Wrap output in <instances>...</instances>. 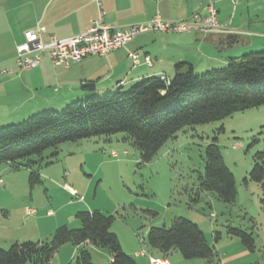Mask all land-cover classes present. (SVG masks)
Segmentation results:
<instances>
[{"label": "rangeland", "instance_id": "rangeland-1", "mask_svg": "<svg viewBox=\"0 0 264 264\" xmlns=\"http://www.w3.org/2000/svg\"><path fill=\"white\" fill-rule=\"evenodd\" d=\"M5 8L0 5V20ZM20 9L23 23L29 22L28 6ZM7 39L11 40L10 36ZM220 45L227 48L230 42L226 39L225 45ZM257 51H264V36L239 35L230 51L214 54L217 60L206 59L202 62L206 66L197 72L222 69L230 57ZM47 64L44 62L38 69L23 73L22 82L29 86L35 78L43 81L53 76L56 70ZM85 83L78 82L69 92H56L53 84H41L34 92H29L19 84L18 93L14 95L22 100L13 104L0 102V127L20 124L41 111H62L70 101L91 95L82 91ZM124 137L125 134L120 133L110 139L65 143L47 150L41 157L31 158L37 162L34 168L42 179V184L33 187L29 183L30 170L26 167L12 170L10 165H0V170L8 168L6 175L0 174V249L8 250L16 242L41 239L49 242L52 237L47 234L51 229L56 227V230L60 224L79 228L77 213L98 211L115 218L111 231L117 235L126 254L130 253L135 259V253H141L144 248L146 256L140 259L143 264H149L148 255L157 256L147 241L149 230L169 228L179 217L196 223L204 232L208 244L218 253L215 264H223L225 257L231 255L236 257L228 264H264V186L245 182L255 155L264 151V106L210 124L186 127L147 164L142 163L139 151L123 141ZM212 143L218 145L226 166L235 177L238 195L232 204L200 188L205 151ZM55 153L57 156L53 157ZM27 163L23 161L24 165ZM50 211L51 216H47ZM229 228L252 234L254 252L246 250L247 257H242L240 254L246 252L245 247L239 238L229 235ZM216 233L220 235L218 241ZM87 249L93 264L110 263L107 249L92 244ZM75 257L72 245L63 246L49 264H70ZM169 261L170 264L204 262L185 260L176 251L170 253Z\"/></svg>", "mask_w": 264, "mask_h": 264}, {"label": "trees", "instance_id": "trees-1", "mask_svg": "<svg viewBox=\"0 0 264 264\" xmlns=\"http://www.w3.org/2000/svg\"><path fill=\"white\" fill-rule=\"evenodd\" d=\"M231 37L230 45L238 42V36ZM81 89L91 95L70 101L62 111L49 109L20 124L1 126L0 165H10L12 170L26 167L33 187L42 184V179L34 168L37 162L31 158L65 143L110 139L120 133L125 134V143L139 151L142 163H150L186 127L210 124L264 106V51L230 57L226 67L202 73L190 63L179 62L171 79L143 78L128 90L118 87L96 95L95 81H86ZM23 161L28 163L24 165ZM199 179L202 191L215 194L227 204L236 201L235 177L216 143L206 148L205 171ZM249 181L264 186V151L255 155L249 178L245 179ZM76 219L79 228L60 226L49 242H16L8 250L0 249V264H49L67 244L76 249L70 264H93L89 244L107 249L109 264H137L111 231L113 216L84 211L77 213ZM228 232L239 238L248 252H254L252 234L236 228ZM219 238L216 233L215 240ZM147 241L157 256L176 251L185 260L201 259L205 264H215L218 258L200 227L184 217L174 219L169 228H151Z\"/></svg>", "mask_w": 264, "mask_h": 264}, {"label": "crops", "instance_id": "crops-1", "mask_svg": "<svg viewBox=\"0 0 264 264\" xmlns=\"http://www.w3.org/2000/svg\"><path fill=\"white\" fill-rule=\"evenodd\" d=\"M210 1L215 4L218 11V25L221 30L219 33L203 36L197 33L171 35L149 32L138 36L124 49L112 52L106 57H89L68 69L55 68L49 59H44L41 65L44 62L48 63L56 73L54 72V75H50L48 79L43 78V81L35 78V81H30L29 86L25 85L21 77L25 72L0 76V102L13 104L22 100L20 96H15L19 84L29 92H34L41 84H53L56 92L62 90L69 92L78 82L95 81L96 92L103 93L118 87L126 90L143 78L171 79L174 76V66L179 62L190 63L197 71L206 66L202 63L206 59L217 60L214 54L230 51L233 45L225 48L220 44L225 45L226 39L231 42V36L242 34L250 37L264 36V0H101V7L104 22L113 28L124 30L132 25L148 23L157 16L166 22L188 20L195 13L203 11ZM0 5L6 7L0 20V65L2 66L14 64L17 46L23 43L26 31L44 27L46 29L42 35L44 42H48L51 37L64 39L86 32L91 27V23L100 16V8L91 0H0ZM21 6H28L30 21L27 23H23L24 20L20 16ZM9 36L11 40L7 39ZM130 52L140 55V65L133 66L128 57ZM146 56L151 58V66L144 63ZM6 172L8 168L0 170V174L6 175ZM51 214L50 211L47 216ZM55 228L51 229L47 236L51 238ZM68 245L71 246L67 244L64 247ZM75 250L72 245L74 253ZM247 253V251L241 252L240 255L247 257ZM136 254L134 256L137 264H143L140 260L141 256L138 257ZM235 257L232 255L225 257L223 264H228ZM178 263L184 264L180 261ZM193 263L201 264L196 261Z\"/></svg>", "mask_w": 264, "mask_h": 264}, {"label": "built area", "instance_id": "built-area-1", "mask_svg": "<svg viewBox=\"0 0 264 264\" xmlns=\"http://www.w3.org/2000/svg\"><path fill=\"white\" fill-rule=\"evenodd\" d=\"M100 8L99 19L91 23V27L81 34L64 39L51 37L44 42L42 35L46 32L44 27L28 30L24 33V41L17 46V54L12 66L0 65V76L11 75L16 72H27L38 68L44 59H49L55 68L68 69L73 64L82 62L89 57H106L112 52L124 49L140 34L149 32L161 34H211L220 32L218 28V11L210 1L201 12L195 13L189 21L166 22L157 16L154 20L129 26L122 30L107 25L103 20L101 0H91ZM133 66L141 64L140 55L129 53ZM144 63L152 65L150 57L144 58ZM116 158V153H112ZM70 193L77 197L72 189ZM82 200V199H80ZM136 256L145 257L142 248ZM149 264H170L169 256L148 255Z\"/></svg>", "mask_w": 264, "mask_h": 264}]
</instances>
